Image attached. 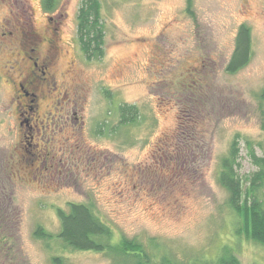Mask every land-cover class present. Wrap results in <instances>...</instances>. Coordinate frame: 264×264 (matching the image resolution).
Masks as SVG:
<instances>
[{
    "label": "rangeland",
    "instance_id": "rangeland-1",
    "mask_svg": "<svg viewBox=\"0 0 264 264\" xmlns=\"http://www.w3.org/2000/svg\"><path fill=\"white\" fill-rule=\"evenodd\" d=\"M99 2L104 53L88 60L76 34L81 0H55L52 10L0 0V264H111L57 237L56 209L69 201L90 203L114 239L156 243V258L211 260L230 246L241 264H264V245L236 233L217 181L234 138L241 177L258 169L248 143L264 157V0H192L189 10L186 0ZM16 19L27 32L33 25L32 55L48 62L46 79L26 87L38 95L36 112L17 90L31 60L9 34ZM241 23L251 57L229 73ZM121 104H134L138 118L117 123ZM28 117L37 131L20 125ZM37 225L48 239L34 235Z\"/></svg>",
    "mask_w": 264,
    "mask_h": 264
},
{
    "label": "trees",
    "instance_id": "trees-1",
    "mask_svg": "<svg viewBox=\"0 0 264 264\" xmlns=\"http://www.w3.org/2000/svg\"><path fill=\"white\" fill-rule=\"evenodd\" d=\"M54 1L43 0L44 8L52 10ZM186 2L189 10L192 0ZM76 18L78 44L84 57L88 60L100 59L104 53V30L99 0H81ZM250 57V28L241 23L225 66L226 71L235 73L249 62ZM259 98L264 103V87ZM118 107L121 113L117 123L125 125L138 118L134 104H121ZM262 113L264 117V111ZM247 149L249 157L258 169L243 177L239 175V145L238 139L234 138L227 152L219 160L217 181L228 192V204L238 217L239 227L236 233L264 245V157L256 156L250 143ZM56 210L60 221L57 237L64 246L78 251L105 253L111 264H241L230 246H222L211 260L194 259L182 262L171 258L167 252L156 258V243L150 242L148 249L138 240L123 236L114 239L112 229L95 215L90 203L69 201L67 209L58 207ZM34 235L43 239L50 237L41 225L36 226ZM54 262L59 263L57 257H54Z\"/></svg>",
    "mask_w": 264,
    "mask_h": 264
},
{
    "label": "flooded vegetation",
    "instance_id": "flooded-vegetation-1",
    "mask_svg": "<svg viewBox=\"0 0 264 264\" xmlns=\"http://www.w3.org/2000/svg\"><path fill=\"white\" fill-rule=\"evenodd\" d=\"M49 21H51V17H48ZM17 22L16 24L13 25L11 31H9V34H14L15 39H16V44L17 45H21L22 42L24 43V47H27L28 49H25L24 52L26 53V56L29 57V59L31 60V64H30V69L28 71H26V74L22 77L21 80H19L17 82V90L20 92V95L28 100V104H25L24 107L26 108L25 111H34L37 109V99H38V95L35 91H33L32 89H27V88H32V87H37V79H46L45 74H47V66H48V62H44V61H39V59L37 57H34L32 54L36 51V44L38 41L37 35L33 32V30L31 29V27L29 24V29L28 32L26 31L24 24L25 22L21 23V20L16 19ZM20 21V22H19ZM26 25V24H25ZM48 30L49 32H51L53 37H56L57 34V26L53 27L51 25H48ZM27 32V33H26ZM22 39V40H21ZM52 42V41H49ZM49 58V57H48ZM50 59V58H49ZM27 87V88H26ZM25 111H23L25 113ZM23 112L20 111V115H23ZM75 113V111H74ZM46 122H48L49 118L47 117V115H44ZM76 119H78L77 117H75ZM36 122V124H38L40 121H42V119H40L39 117H34L33 118ZM29 120L30 118H26L24 119V123L23 121H20V125L23 126V124H25L27 126V128L29 129L30 127L37 131V127L36 129H34L32 126H29ZM50 121V120H49ZM45 125H43L44 127ZM29 135V136H28ZM24 138H25V147L24 149H27V146H32V143L30 142L31 139L33 138L32 134H29V131L26 130L24 132ZM43 157V154L41 153V158Z\"/></svg>",
    "mask_w": 264,
    "mask_h": 264
}]
</instances>
